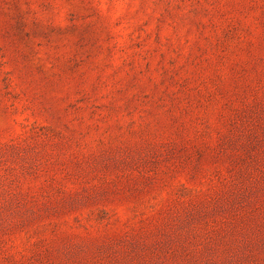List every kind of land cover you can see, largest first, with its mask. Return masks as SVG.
<instances>
[{"label":"rangeland","instance_id":"obj_1","mask_svg":"<svg viewBox=\"0 0 264 264\" xmlns=\"http://www.w3.org/2000/svg\"><path fill=\"white\" fill-rule=\"evenodd\" d=\"M0 264H264V0H0Z\"/></svg>","mask_w":264,"mask_h":264}]
</instances>
